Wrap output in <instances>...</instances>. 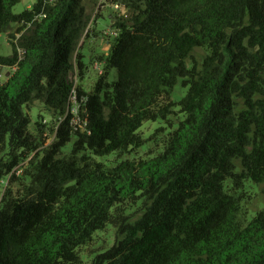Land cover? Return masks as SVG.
<instances>
[{
    "label": "trees",
    "instance_id": "obj_1",
    "mask_svg": "<svg viewBox=\"0 0 264 264\" xmlns=\"http://www.w3.org/2000/svg\"><path fill=\"white\" fill-rule=\"evenodd\" d=\"M18 1L0 0V33L11 45L10 55H0V67L9 69L0 80V151L8 148L5 172L29 151L40 156L34 179L41 187L35 197L8 198L0 208V264H82L81 248L107 224L114 241L90 264H152L150 254L170 251L159 247L165 240L204 256L188 264H264V207L248 217L243 190L247 181L264 183V8L256 0H144L129 18L131 29L113 24L111 14L118 34L105 38L107 54L97 57L102 72L84 90L72 75H83L77 51L91 21L85 0H58L17 38L21 28L8 29L30 19L27 10L11 12ZM245 14L249 26L242 27ZM196 47L206 50L200 68L187 66ZM111 69L115 79L108 81ZM178 81L186 91L174 101ZM73 91L77 104L87 96L75 117ZM34 101L63 116L42 155L45 126L29 128L26 111ZM178 113L183 118L172 122ZM148 121L168 125L161 149L122 158L145 143L139 129ZM72 135L69 157L55 160ZM18 148L24 151L17 155ZM113 153L112 165L95 159ZM138 201L143 211L130 219L127 206ZM114 203L121 214L112 217Z\"/></svg>",
    "mask_w": 264,
    "mask_h": 264
},
{
    "label": "clouds",
    "instance_id": "obj_2",
    "mask_svg": "<svg viewBox=\"0 0 264 264\" xmlns=\"http://www.w3.org/2000/svg\"><path fill=\"white\" fill-rule=\"evenodd\" d=\"M97 3H100L105 12H111L113 13V24H115L118 20L121 23H126L129 29L134 27L133 24L129 22V18L133 15H135L140 9L145 7L144 0H113L112 3H108L107 0H97ZM257 5L260 8H264V0H256ZM58 4V0H20L19 3L15 4L11 8V12L13 14H19L27 10V14L30 15V19L21 18L19 23L16 25V27L21 28L20 33H16L17 38H19L21 35L24 34H30V30L34 26L35 23H39L44 17L47 15V12L50 8L55 7ZM122 18V19H121ZM107 23L106 20L101 21L100 27L104 28L105 24ZM242 27L249 26V17L247 14L243 17V24ZM91 27V25H89ZM254 31H261L260 25H252L251 26ZM12 29H8V31H11ZM6 34V33H5ZM118 34L117 29H113L112 35ZM248 37H244V47H248ZM249 52H259V47L257 48H249ZM17 51H20L18 48ZM107 54V53H106ZM101 65H96L95 71L97 74L100 73ZM2 75V73H0ZM94 79V77H93ZM240 83H244V81H241ZM41 85H45V78H42L40 80ZM46 87V85H45ZM91 87V85H89ZM180 95H183V92L180 93ZM176 99H180V96H176ZM69 100L71 101V111L75 117V113L78 109L83 111V105L87 102V96H82L80 98L79 104L75 102L74 99V93L69 96ZM23 108V105H21ZM67 107H65V114L67 112ZM40 113V116L42 119L40 120V124L44 125L43 128V136L45 137V144L43 145V148H46L49 144L53 143L56 139V128L60 124L61 120H63V116L57 115V113L49 108H46L42 103L39 101L35 102V106L31 108V121L35 122L37 120V113ZM171 118V117H170ZM183 118V117H181ZM73 126L76 125V119L74 118ZM157 123H162L161 121H157ZM36 125L34 123L29 124V128L34 129ZM27 131V129H26ZM81 132L86 131L83 127L80 128ZM31 135L33 137H36V140L33 141L34 143L39 142V136L36 131H32ZM77 139L76 135H72L71 140L64 145V147L61 149L60 152L56 154L54 157L55 160H61V159H67L70 154V149L72 148V143ZM149 147L151 145H148ZM131 147V145L129 146ZM43 148L38 149V151L43 154ZM24 151L22 148H18L16 150L17 155L19 152ZM87 155L91 156V150H87ZM8 148L5 147L2 151H0V208L3 207L5 201L8 198L12 199H20L22 197L27 196L28 198H33L36 196V194L39 192L41 184H38L36 180L34 179L36 177V166L39 163L40 156L33 157V154L31 151L27 152L26 158L20 160V162L17 164V166L13 167L11 171H4L3 166L7 164L10 157L7 154ZM84 152L77 153L76 155H83ZM115 155V153H113ZM123 158V157H122ZM102 159V158H101ZM29 160H32L33 163L29 164ZM236 163H239L237 161ZM25 170H27L25 172ZM214 171V169H213ZM239 171V169H237ZM13 176H15L17 179L13 180L11 179ZM226 183H228L226 181ZM141 192L144 190L141 188ZM139 195V193H137ZM150 205V200H145V207H148ZM120 205L113 204L109 209L108 212L110 216L115 217L117 215H120ZM137 207H139V204H137ZM261 207H264V204L261 205ZM116 208L117 211L113 212L112 209ZM129 212L135 211L133 208L128 209ZM143 211V209H141ZM250 215H254V213H250ZM117 226H119L117 224ZM107 232V244L105 245V248L108 246H111L113 243V233L115 232V228L111 224L107 226L106 229ZM105 232H93V241L88 243L87 245H84V247H95L100 243V240L98 239L101 236H104ZM136 236L139 237L140 233H136ZM119 239H123V236L118 235ZM167 246L170 251H168L164 256L154 259V257L150 254V256L147 258L148 260L152 261V264H188V262L192 259H195L196 256H199L200 259H204V256L197 250L193 249L192 252H186V251H180L179 244H172L169 245L168 241H162L161 245ZM264 247V245H262ZM18 249H16L14 246H10L9 252L11 255H15ZM178 253V254H173ZM248 258H251V254ZM19 259V257H17ZM82 259L85 261H90L91 256H82ZM237 264H240V262H237Z\"/></svg>",
    "mask_w": 264,
    "mask_h": 264
},
{
    "label": "rangeland",
    "instance_id": "obj_3",
    "mask_svg": "<svg viewBox=\"0 0 264 264\" xmlns=\"http://www.w3.org/2000/svg\"><path fill=\"white\" fill-rule=\"evenodd\" d=\"M20 0L17 2L19 3ZM15 3V4H17ZM15 4L13 6H15ZM85 4L87 9L91 12V21L90 24L91 27H88V30L85 32L79 47H78V54H82V62L84 64V69H83V75L82 77H79L77 75V72L72 75V80L74 84L80 85L84 90H89L93 84L95 83V80L98 77V74L95 71V64L101 65V70L100 73L102 72V64L97 61V57L100 56L101 54L106 53V48L107 45H104V36L102 35V31L106 30L110 27L109 19L107 18L108 15H111L113 13L111 12H105L103 6L100 3H97V0H85ZM12 6V7H13ZM106 20L107 23L105 24L104 28L100 27L101 21ZM16 28L15 25L11 27V31H13ZM99 33V37L93 38L92 34H95L96 36ZM11 54V45L7 41V36L5 33H0V55L1 56H8ZM206 54V50L204 48L196 47L194 48L192 52V57L187 59V66H192L193 64L197 67H201V63L203 60L204 55ZM9 72V69L7 67H0V80L4 81L7 74ZM99 73V74H100ZM94 77V79H93ZM108 81H112L115 79V70L111 69L108 72ZM91 85V87H89ZM186 91V87H183L181 85V82L178 81V83L173 87L172 92H171V97L174 101H177L179 99H176V96H180V98L184 95ZM183 92V95H180V93ZM34 101L29 104L28 108H26V111L29 114L30 120H31V108L35 106ZM41 103V102H40ZM177 111V108L175 109ZM182 115L178 113L177 115H173L171 118L172 122L174 120H177L176 118H181ZM42 119L40 116V113H37V120L39 121ZM35 121V122H36ZM32 122L31 123H35ZM162 123H157V121H148L145 122L139 129L140 135L146 139L145 143L136 149H132V151L125 153L122 157L123 158H138V157H143L153 151H158L161 149V145L159 144V138L162 136V134L165 132L166 128L168 125L166 122L161 121ZM163 128L161 131L157 132L154 137H151L152 134L155 133V130L158 128ZM45 143V140H44ZM43 143V144H44ZM148 145H151L150 147ZM102 158V159H101ZM98 161L104 162L106 165H112L117 161L116 156L113 154H109L103 157H96L95 158ZM32 164V163H31ZM36 169H39V166H36ZM244 194H245V208L247 210V216L251 217L250 213H254L258 211L259 209L263 208L261 207L262 204H264V183L260 184H255L253 182L247 181L244 185ZM137 204L140 205L139 201L132 205L127 206V212L130 216V219H135L140 213H141V208L137 207ZM133 208L135 211L129 212L128 209ZM107 224L105 228L101 230H97L96 232H105L104 236L99 237L98 239L100 240V243L96 245L95 247H82L80 250V257L82 260V264H90V261H85L82 259V256H94L95 252L101 251L106 249L105 245L107 244ZM114 236L115 232L113 233V241H114ZM93 241V237H92ZM91 241V242H92ZM90 243V242H89ZM109 247V246H108ZM107 247V248H108Z\"/></svg>",
    "mask_w": 264,
    "mask_h": 264
},
{
    "label": "built area",
    "instance_id": "obj_4",
    "mask_svg": "<svg viewBox=\"0 0 264 264\" xmlns=\"http://www.w3.org/2000/svg\"><path fill=\"white\" fill-rule=\"evenodd\" d=\"M108 3H112L113 2V0H108L107 1ZM111 23H112V21H111ZM110 23V24H111ZM88 30V27H87V29H86V31ZM85 31V32H86ZM112 31H113V28H111V27H109L108 29H106V30H103L102 31V35L104 36V38H111V37H113V36H115V35H112ZM105 43H107V45H108V41L107 40H105ZM96 65L97 64H95V68H96ZM101 70V69H100ZM74 93V99L76 100V95H75V92L73 91L72 92V94ZM71 94V95H72ZM78 111V110H77ZM72 112V111H71ZM77 113V112H76ZM45 144V143H44ZM43 144V145H44ZM43 145L40 147V148H42L43 147ZM33 154V153H32ZM33 157H34V154H33Z\"/></svg>",
    "mask_w": 264,
    "mask_h": 264
},
{
    "label": "crops",
    "instance_id": "obj_5",
    "mask_svg": "<svg viewBox=\"0 0 264 264\" xmlns=\"http://www.w3.org/2000/svg\"><path fill=\"white\" fill-rule=\"evenodd\" d=\"M110 17H111V15H108V17H107V18L110 20L109 23H111V21H112V20L110 19ZM92 35H93V38H97V37H99V33H98L97 36H96L95 34H92ZM104 45H107V43H105V40H104ZM80 54H81V53H80ZM81 55H82V54H81ZM81 60H82V58H81Z\"/></svg>",
    "mask_w": 264,
    "mask_h": 264
},
{
    "label": "water",
    "instance_id": "obj_6",
    "mask_svg": "<svg viewBox=\"0 0 264 264\" xmlns=\"http://www.w3.org/2000/svg\"><path fill=\"white\" fill-rule=\"evenodd\" d=\"M8 75V74H7Z\"/></svg>",
    "mask_w": 264,
    "mask_h": 264
}]
</instances>
